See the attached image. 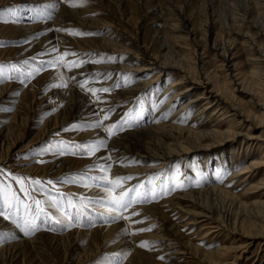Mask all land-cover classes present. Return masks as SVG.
<instances>
[{
    "label": "bare ground",
    "instance_id": "6f19581e",
    "mask_svg": "<svg viewBox=\"0 0 264 264\" xmlns=\"http://www.w3.org/2000/svg\"><path fill=\"white\" fill-rule=\"evenodd\" d=\"M10 1L0 0V6H6ZM70 1L14 0L13 6H28L34 11L39 10L41 4L50 3L49 8L58 11H50L49 16L42 18L45 26L52 28L45 40L35 41L28 52L24 48L0 50V59L8 55L6 61L11 63L42 52H47L45 58L50 59L67 51L72 54L71 59L80 54L83 59L69 73L60 68L44 73L43 78L34 81L36 88H17L15 82L0 85V99L17 89L24 98L15 104L10 123L0 129V141H4L8 156L26 150L17 146L22 138L19 127L40 116L34 105L43 104L48 99L47 95L40 98L42 88L48 86V94L59 100L61 106L36 131L39 138L55 139L74 121L79 129L76 141L94 139L105 142L107 147L105 151L97 150L91 160L54 154L44 159L46 165L31 166L28 159H23L14 166L16 174L54 179L77 172L82 165L100 159V164L109 168L112 179L119 178L126 181L125 185L133 186L152 171L155 161L161 160L158 169L163 170L179 156L199 150L203 151V169L209 175V183L201 189L182 190L178 187L170 196L148 206H130L126 210L127 216L131 217L127 225L145 219L136 226L127 228L123 223L112 224L113 218L109 216L106 217L108 222L91 229L71 231L67 236L75 239L60 252L64 262L74 257L82 240H85L86 249L76 264L97 258L103 249L104 253L118 249L127 257L125 264H182V261L236 264L254 240L260 241L261 248L264 242V179L258 180L257 177L262 172L264 174V155L245 153V159L246 155L250 157L247 166L237 169L241 164L237 151L252 150L256 145L251 142L264 141V47L255 41V37L264 38V0H226L224 8H220L215 0H149V5L145 3L147 0L142 3L141 0H131L133 6H116L111 0H100L99 18H94L93 11L71 10ZM149 13H153L151 21L142 26ZM37 21L27 16L6 25L0 24V37L15 40L36 33L42 27L36 24ZM72 29H78L81 36L65 34ZM242 45L245 48L247 45L251 53L245 61L252 67L250 71L238 74L230 56H236ZM207 53L210 55L206 57ZM211 61L222 63L221 68L227 75L225 81L219 78L215 69H211ZM55 64L58 66V61ZM207 65L209 68H205ZM149 71L154 73L150 75ZM116 78H122L123 85H119L120 82L111 84ZM163 85L165 91L160 94L157 91ZM103 89L112 92H101ZM94 91L98 93L94 94ZM146 94L149 98L146 97L145 103L149 108L160 104L154 117L116 136L106 131L124 110ZM246 98L259 108L260 116L246 107ZM174 105L178 106L170 117H166V112ZM51 109L52 106L47 104L39 114ZM189 113L191 117L186 121L184 117ZM6 116L0 112V118ZM228 118L239 119V123L227 126V130L213 125L217 120L229 122ZM86 121L93 122V127L86 128ZM242 121L245 125L247 123L246 132L238 129L243 126ZM241 140L245 148L236 146ZM213 152L215 155L220 153L215 161L211 159ZM223 170L230 171V174L227 181L220 184L216 176ZM250 181L255 182L249 189H244ZM125 187L117 191L118 198ZM69 192L85 193L75 185ZM86 193L91 199L94 195L112 198L108 191L96 188ZM217 201L224 210L210 207ZM98 202L102 204L95 205L99 213L113 214L110 201L101 199ZM5 221L0 217V233L7 230L19 234ZM153 225L156 226L150 232H145ZM223 230L233 235V241L227 245L215 244L217 235H214ZM42 236L38 234L28 239L20 234L17 236L19 240L11 245L27 246L32 250L27 254L29 261L47 264L35 246ZM48 237L53 242L63 236ZM59 250L56 248L57 252ZM262 261L258 256L252 264Z\"/></svg>",
    "mask_w": 264,
    "mask_h": 264
},
{
    "label": "rangeland",
    "instance_id": "374dc122",
    "mask_svg": "<svg viewBox=\"0 0 264 264\" xmlns=\"http://www.w3.org/2000/svg\"><path fill=\"white\" fill-rule=\"evenodd\" d=\"M99 1L100 0H71L70 8L71 10L77 11H93L92 15L94 16V18H99L101 17V13H99L101 9V7H99ZM225 1L226 0H223V2L222 0H215V3L220 8H224L225 4L223 3H225ZM111 2L116 6L119 4H125V6L127 4L131 6L134 5V1L131 0H111ZM15 3L16 2H14V0H11L8 5L0 6V24L6 25L12 21H19L23 17L30 16L36 21L38 20L36 24H41L42 27L41 30L36 31V33L26 34V36H23L22 38H15V40L10 37L5 38L1 36L0 50L5 51L10 48H24V50L28 52L30 49H32L31 47L33 46V44H35V41L38 42L41 40H45L47 35H49L52 31V28L50 29L45 26L44 19L42 18L47 16L50 11L51 13H55L58 11V9L49 8L50 3H44L43 5H40L39 10L36 9L33 11L30 10L28 6L26 8H22V5L13 6ZM145 3L149 5L151 1L147 0L145 1ZM8 9L15 10V15H10L7 11ZM95 11L98 12L95 13ZM152 16L153 13H149L146 17V21H144V23L142 22V26L147 25L151 21ZM254 17H256V14L254 15ZM94 26L95 25H93L92 27ZM65 34L70 37L81 36V33H79L78 29H72ZM255 41H257L264 47L263 37H255ZM45 54H47V52H42L40 53V55L32 54L31 56L23 60H19L16 62L14 61L11 63H7L6 61L8 59V55L1 58L0 85H4L7 82H15L16 84H18L17 88H36V85L33 84L34 81H36L37 78L43 76L44 73L48 72L49 70H56L58 68L62 69V71L65 73H69L78 65H80L83 59L82 54L71 59L72 54L68 51L62 53L57 58L50 59L45 58ZM250 54L251 53L248 51L246 45V48L245 46L240 47V50L238 54H236V56H230V59L233 60V63L235 64V69L238 74L246 73L251 70V64L245 61V57L247 58ZM209 55L210 53H207L205 56L207 57ZM206 57L205 59L207 61ZM57 61L59 63L58 66L55 64ZM89 61H91V59H89ZM218 61H220V58H218ZM218 61H211V69H215V71L219 75V78L225 81L227 79V75L221 68L222 63ZM207 67L209 68V65L205 66V68ZM153 73L154 72L149 71L150 75ZM262 74V78L264 79V62L262 64ZM63 79H65L64 76ZM122 81V78H116V80H114L111 84L120 82L118 84L123 85L121 84L123 83ZM64 85V88H66V84ZM229 87L232 88V86ZM48 88V86L42 88L40 93V98L41 96L47 95L48 99L44 101L43 104L38 105L37 103H35L34 105V110H36L37 115H40L39 117L35 116V118L32 120V123H35V126H32V123H30L26 126L22 125L21 127H19L20 131L22 132V138L18 142L19 145L17 146H19L18 148L25 147L24 149L26 150L21 153L8 156L7 148H5V144H3L4 141H0V157L2 156V161L0 162V217L6 220L5 222L9 224L11 228H14L19 232V234L11 232L9 233L6 230L0 233V264L37 263L36 260H34V262L31 260L29 261L28 257L30 256L27 257V254L29 252H32L30 248H28L27 246H25L24 248L12 246L19 240L17 236H19L20 234L28 239L34 238L38 234H43V239L39 241V243L35 246L37 247L36 251L44 260V262L46 261L47 264L77 263L79 256L86 249L85 240H82V242H80L77 247L78 249H75V258L73 257L71 260L69 259L64 262V257L62 256L63 254L60 253L61 250H63V246L68 245L70 241H73L75 239V237L69 238V236H67L71 231L80 228L91 229L97 224L105 223V221H107L106 217L109 218V216L113 218L112 224L123 223L127 228L136 226V224H141L143 221H145V219H141L133 223L131 222L127 225V222L131 217L130 215L127 216L126 210L130 206L138 204L148 206L153 203H158L163 198L170 196V194H173L175 189H178V187L180 189L182 188V190L201 189L209 183V175L203 169L205 163V158L201 154L203 153V151L199 150H195L192 152L188 151L187 154L179 156L169 167H166L163 170L158 169L161 160L155 161L154 165H152L153 169L150 172L151 174L149 173L148 175H146L145 178H143V180L139 182L140 184L138 183L133 186L125 185L126 181L121 180L120 187H117L114 183L117 179L111 178L109 168L105 167L104 164H100V159H96L94 162L91 161L93 163L88 162L90 164L82 165V169L77 172L66 173L59 178L54 179H40L35 175L16 174V172L13 170L14 166L16 165V163H18V161L23 159H28V162L31 166H44V164L46 165L47 162H45L44 159H47V156H53L54 154H61L64 156L70 155L80 160H91L95 158L97 150L105 151V148L107 147L104 145L105 142L99 140L97 141L94 139L76 141L75 136L79 129L75 126V123L77 122L74 121L71 122V126H69L67 129H64V131L59 136H57L58 139L55 138L52 140H41L36 131H38L42 127V124L51 116V114L56 112L57 108L61 106V102L59 100H57L56 98H52L51 94H48ZM164 91L165 85L158 89L157 92L161 94L164 93ZM105 92H112V90L107 89V91ZM21 93V90L17 89L12 93L9 92V96H4L0 99V112L7 114L6 117L0 118V129H4L5 126L10 123V114L15 111V104L18 102V99L24 100V98L21 97ZM97 93L98 91H94V94ZM237 95L240 94L237 93ZM146 97L149 98L148 94H146V96H143L142 98H139L138 103L124 110V112L117 118L115 122H113L112 125L107 126L106 131L109 132V129L111 128V135L116 136L119 133L140 126L147 122L149 118L151 119L152 117H154L157 113L156 109L160 104L149 108V106H147V104L145 103V100L147 99ZM259 98L261 100V97ZM244 102H246V107L251 109L254 113H256V115H261V111H259V108L253 106L249 98L244 99ZM25 103L27 104L28 102L26 101ZM47 104H50L52 106V109L43 112L44 114H39L41 109H43ZM177 106L178 105H174L170 107L165 116L170 117ZM189 117H191V113L185 115L184 119L188 121ZM238 120L239 119H230L229 122H219V120H217L215 123H213V125L216 128L227 130V126L239 123L237 122ZM84 123L88 125L86 126V128L88 129L93 127V122L86 121ZM241 123L243 126L239 127L238 129L246 132L247 123L246 125L244 121H242ZM114 125L115 127L113 128ZM243 141L246 142L245 139ZM243 141L241 140L240 144H237L236 146H238V148H240L241 146L245 148L246 146ZM251 143L256 145V148L254 147L252 150H246V148L244 152L237 151V154L239 153V158L241 159V164L238 165L237 169L247 166L248 159L250 157L246 155L245 159V153L251 152L250 156H253L254 153V155L256 156L264 155V141H255ZM89 145L95 147L90 148ZM212 154L213 156L211 157V159L215 161L216 157L220 153H216L215 155V153L213 152ZM229 174L230 171H220L216 176L217 181L220 184L225 183V181H227L228 179ZM263 175L264 174L262 172V174L257 177L258 180L261 178L264 179ZM33 181H40V183L36 184L33 183ZM48 181H51L52 183L49 184ZM254 182L255 181L248 182V184L245 185L244 189H249L254 184ZM73 185L84 189L85 193L75 194L69 192L70 187ZM122 186L126 187L121 190V194L126 192L127 195L123 197L124 206L118 207L113 198H118L117 191H119ZM92 188H96L102 191H108L112 198L109 199L106 197H101L100 195H94L92 199L90 197H87L88 193H86V191ZM256 195L257 194H254V196ZM101 199L110 201V206H108L113 211L112 215L99 213V211L95 208V205L102 206V204L98 202ZM37 201H39L38 205L36 203ZM210 207L217 211L224 210V206L218 201L211 203ZM247 219L249 220V218ZM155 226L156 225L146 228L145 232H150V230ZM48 235L63 236L64 238L61 237L62 239L58 238L55 239V241L50 242ZM12 236L16 238H12ZM214 236H216L214 243L218 245H222L223 243L227 245L233 241V235H228V232L224 230L216 232ZM49 243L52 244L49 245ZM76 245L77 244H75V246ZM260 245V241L254 240L253 243L248 247L246 252L243 254L240 261H238L236 264H252L254 259L258 256L263 259V261L259 263L264 264V242L261 248ZM110 246H113V243H111ZM48 248H51V250L53 251L48 250ZM56 248H59L60 250L57 252ZM104 250L105 249L100 252L101 255H99L97 258H93V260L84 262L83 264L126 263L127 257L125 256V254L119 252L118 249L110 253H104ZM2 254L4 255L1 256ZM22 255L25 257H23ZM23 258L24 261L22 262L21 259L23 260ZM194 263L182 261V264Z\"/></svg>",
    "mask_w": 264,
    "mask_h": 264
},
{
    "label": "snow or ice",
    "instance_id": "6c2138e0",
    "mask_svg": "<svg viewBox=\"0 0 264 264\" xmlns=\"http://www.w3.org/2000/svg\"><path fill=\"white\" fill-rule=\"evenodd\" d=\"M7 11H8V13L10 15H15V10L8 9ZM103 91H107V89H103ZM105 119H107V117H105ZM114 127H115V125L113 126V128ZM109 133L112 134V129L111 128L109 129ZM33 183L39 184L40 181H33ZM48 183L51 184L52 182L51 181H48ZM114 183L116 184L117 187H120V180H119V178ZM126 195H127V193L124 192V193L121 194V196L119 198H116V197L113 198L114 202L117 204L118 207L124 206L123 197L126 196ZM36 203L38 205L39 204V201H37Z\"/></svg>",
    "mask_w": 264,
    "mask_h": 264
}]
</instances>
